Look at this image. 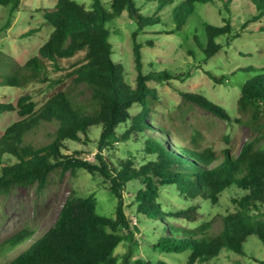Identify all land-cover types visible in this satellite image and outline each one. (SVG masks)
Instances as JSON below:
<instances>
[{
	"label": "trees",
	"instance_id": "trees-1",
	"mask_svg": "<svg viewBox=\"0 0 264 264\" xmlns=\"http://www.w3.org/2000/svg\"><path fill=\"white\" fill-rule=\"evenodd\" d=\"M220 1L231 15L234 0ZM248 1L258 12L252 20L264 17V0ZM21 4L22 0H0V7L9 10L8 24L14 21ZM198 4L216 1L93 0L86 6L75 0H57L52 11H44L45 22L53 30L35 57L20 65L0 51V87L24 89L39 83L52 89L39 108L30 95H23L14 103H0V117L14 112L19 117L0 131V194L22 187L34 188L39 195L59 173L84 170L108 182L110 192L119 201L117 217L112 219L97 212L93 195L70 193L53 225L41 236L37 235L41 228L25 226L1 244L3 264H120L115 250L125 240L136 249L139 247L133 230L143 233L149 241L148 260L137 257L132 261L130 250L121 264H168L155 260L156 254H184V264H206L224 251L244 254L251 237L264 247V151L257 146L258 136L264 133V65L240 67L230 74L254 73L240 87L239 119L202 95L181 93L186 102L229 123H246L257 134L236 155L229 148L217 152L203 146V134L192 135L200 143L197 147L173 131L175 117L166 116L159 109L160 99L149 85L164 80L171 84L169 80L173 78L170 71H157L151 63H145L144 43L138 38L157 28L167 34L183 30L192 21ZM165 10L168 14H164ZM121 18L135 26L131 39L137 70L135 87L127 81L124 64L116 57L115 26ZM231 20L224 21V26L206 23L203 42L195 38L206 59L223 49L217 42L220 38H226L231 45L240 37L232 34ZM257 30L264 32V25ZM75 57L76 62L64 76L90 90L86 103H78L70 87H60L64 81L49 77L50 65L54 71H62L61 61ZM208 74L216 83L227 80L225 76ZM43 122L56 124L50 141L42 145L26 142L27 135ZM94 127L101 129L99 149L127 143L139 150L142 159L132 153L125 159L98 154L95 163L63 153L67 142L89 141ZM130 185L136 189L128 207L134 210L143 225L140 227L130 223L124 210L123 193ZM231 189L240 195L234 201L235 211L224 217L218 233H210L208 223H198L201 210L203 206L219 204L221 196ZM169 191L182 199V206L173 205L167 194L164 197L163 193L170 194ZM28 242L31 243L24 251L7 260L10 253Z\"/></svg>",
	"mask_w": 264,
	"mask_h": 264
},
{
	"label": "rangeland",
	"instance_id": "rangeland-1",
	"mask_svg": "<svg viewBox=\"0 0 264 264\" xmlns=\"http://www.w3.org/2000/svg\"><path fill=\"white\" fill-rule=\"evenodd\" d=\"M80 4L90 6L93 0H75ZM109 2L110 0H103ZM216 4H198L192 21L183 30L175 34H167L157 28L140 35L138 40L144 43L142 49L145 63H151L157 71H170L172 80H164L162 83L150 82L149 85L156 91L162 109L166 116H174L175 123L171 126L173 131L178 132L185 140L195 146L199 142L193 140L192 135L203 134L204 140L201 143L205 147L215 151L231 149L236 155L240 148L255 138L246 123H229L203 109L202 107L186 102L182 92L199 94L223 108L234 119L242 117L238 111L237 102L240 97V87L254 73L236 72L240 67L251 65H264V32H259V26L264 25V17L253 21V16H258L256 7L248 0H234L230 5L232 14L225 12L224 4L215 0ZM57 0H22L20 11L15 14L14 21L8 24L9 10L0 7V51L6 56L12 57L20 65L25 64L29 59L38 54L39 48L46 42L52 27L46 22L44 11H52ZM154 9V8H152ZM148 14V12L146 11ZM164 14H168L167 10ZM230 17V18H229ZM227 19L231 20L234 39L231 45L226 43V38H220L218 43L223 49L210 59H206L202 48L198 45L196 37L202 43L204 39V26L210 23L217 26H224ZM116 24L117 35L114 38L116 46V57L124 64L126 79L129 84L135 87L137 70L133 55L132 33L133 26L124 18L118 19ZM8 25V26H7ZM248 25L246 28L245 26ZM30 34L31 36H25ZM152 43V44H150ZM243 54H250L246 57ZM78 57L72 60H63L60 65L62 71H54L49 66V77L52 80L64 81L60 86L66 90L71 88V95L79 103H86L90 99V90L85 86H77L72 79L65 78V74L71 70V65ZM212 73L216 77H227L226 81L216 83L209 76ZM62 77V79L60 78ZM59 87V88H60ZM52 89L47 84L32 83L27 88L0 87V103H14L23 95H30L34 102L41 107L50 97ZM19 120L16 112L4 114L0 117V131ZM155 123L156 120H153ZM57 127L55 123L43 122L26 137V142L34 145H42L52 138ZM101 129L94 127L87 142H67V148L63 153L69 156L79 157L85 161L97 163V155L112 157L114 159L127 158L132 153L134 157L142 159L136 147L127 143H118L114 147L99 149L97 141ZM257 145L259 150L264 151V133L260 136ZM172 143L179 140H170ZM166 146L171 148L167 143ZM80 153V156H77ZM109 183L100 176H94L84 170L75 172L67 171L54 179L39 195L36 189L22 187L12 188L8 192L0 194V246L1 244L17 233L25 226L41 228L38 236H41L55 222L57 214L65 204L70 193L75 192L77 196L88 197L93 195L97 201V212L105 217L115 219L117 217L118 199L110 192ZM135 185L128 186L124 191V210L132 225L143 226L134 214V210L128 205L135 195ZM163 193L164 197L169 196V201L175 206H182V199L175 193L169 191ZM239 192L231 189L225 192L220 203L214 206H203L198 223H208L210 233H218L224 225V217L235 211L234 201L238 199ZM134 237L139 244L136 249L133 243L125 240L116 250L115 255L121 264L123 256L130 250L133 251L132 261L140 257L148 260V251L151 248L149 241L143 233L133 230ZM31 242L17 248L9 254L8 261L14 259L24 251ZM186 255L173 254L168 256L155 255V260L164 261L168 264H184ZM0 258V264H3ZM155 264V262H154ZM206 264H264V247L256 237H251L245 244L244 254L238 255L230 251H224L220 257Z\"/></svg>",
	"mask_w": 264,
	"mask_h": 264
},
{
	"label": "crops",
	"instance_id": "crops-1",
	"mask_svg": "<svg viewBox=\"0 0 264 264\" xmlns=\"http://www.w3.org/2000/svg\"><path fill=\"white\" fill-rule=\"evenodd\" d=\"M159 109L164 112V110L162 109V106H161V102H160V105H159ZM165 113V112H164Z\"/></svg>",
	"mask_w": 264,
	"mask_h": 264
}]
</instances>
